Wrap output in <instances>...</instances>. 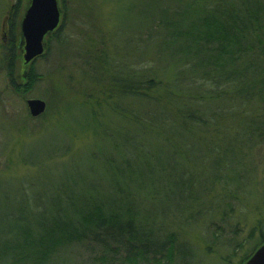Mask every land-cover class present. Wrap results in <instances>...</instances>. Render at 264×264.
Segmentation results:
<instances>
[{
	"label": "rangeland",
	"instance_id": "obj_1",
	"mask_svg": "<svg viewBox=\"0 0 264 264\" xmlns=\"http://www.w3.org/2000/svg\"><path fill=\"white\" fill-rule=\"evenodd\" d=\"M192 2L205 4L58 0L60 24L46 37L44 54L26 65L21 24L31 0H0V246L15 237L19 204L64 202L63 185L70 190L73 180L81 187L102 189L119 182L141 191L143 203L136 210H146L141 218L145 225L162 227L161 241L174 233L191 248L190 264L241 263L257 241L247 239L249 231L260 222L264 225V140L247 148L256 140L248 139L255 106L245 110L235 105L231 116L222 113L201 128L182 122L176 107L164 101L109 96L112 92L106 89L115 71L125 80L133 70L174 75L184 70L189 75L177 58L167 56L155 24L152 39L149 28L150 15L163 6ZM13 38L19 44L14 69L5 59L15 47ZM103 50L108 52L106 68L98 61ZM27 99L46 101L47 110L33 117ZM220 175L244 176L245 184L228 179L211 186ZM183 180H191L192 195L200 197L189 208L195 221L183 218L185 214L178 217L177 206L188 199L181 192ZM212 223L218 230L210 228ZM71 249L74 256L64 253L56 262L103 264L98 260L102 249L96 245ZM0 264H8V259L0 256Z\"/></svg>",
	"mask_w": 264,
	"mask_h": 264
},
{
	"label": "trees",
	"instance_id": "obj_2",
	"mask_svg": "<svg viewBox=\"0 0 264 264\" xmlns=\"http://www.w3.org/2000/svg\"><path fill=\"white\" fill-rule=\"evenodd\" d=\"M204 2V6H196L194 2L181 7L165 5L150 15L149 36L155 24L156 38L164 39L167 56L177 58L189 75L184 70L180 75L164 70H133L130 79L125 80L115 71L106 89L112 92L109 96L114 93L115 97L164 101L176 107V117L182 122H192L201 128L222 113L231 116L235 105L245 106V110L253 105L248 139L256 140L247 144L251 149L264 140V111L260 113L264 107V0ZM14 29L12 24L13 32ZM16 42L5 58L13 69L19 59ZM102 53L98 61L106 68L108 52ZM32 75L33 72L31 78ZM92 99L105 106L104 100ZM123 158L130 166V159ZM234 167L231 161L230 168ZM228 179L245 184L244 176L220 175L211 186ZM73 184L70 190L68 185H63L67 191L64 202L44 205L28 201L17 206L19 225L14 228L15 237L0 246V256H5L8 264H58V256L64 253L74 256L71 247L89 245L102 249L98 260L103 264H190L191 258L193 261L191 248L184 247L176 234L167 233L161 241L162 227L154 228L141 221L146 210L143 213L136 210L143 200L141 191L135 187L118 182L111 186H119L113 191L109 190L111 187L102 189L93 184L81 187L77 180ZM180 187L188 199L177 206L178 217L185 214L183 218L195 221L196 214L189 208L197 205L200 197L193 196L191 180L189 183L183 180ZM214 226L212 223L210 228L218 230ZM263 229L260 222L249 231L247 239L257 241L240 264L264 243ZM257 232L259 237L255 239Z\"/></svg>",
	"mask_w": 264,
	"mask_h": 264
},
{
	"label": "water",
	"instance_id": "obj_3",
	"mask_svg": "<svg viewBox=\"0 0 264 264\" xmlns=\"http://www.w3.org/2000/svg\"><path fill=\"white\" fill-rule=\"evenodd\" d=\"M61 9L58 0H31L21 24L25 40L24 60L30 64L46 50V37L59 26ZM28 107L33 117L41 116L47 109L46 101L29 99ZM244 264H264V243Z\"/></svg>",
	"mask_w": 264,
	"mask_h": 264
},
{
	"label": "flooded vegetation",
	"instance_id": "obj_4",
	"mask_svg": "<svg viewBox=\"0 0 264 264\" xmlns=\"http://www.w3.org/2000/svg\"><path fill=\"white\" fill-rule=\"evenodd\" d=\"M21 39H22V42H21V43H23L24 38L21 37ZM24 47H25V45H24ZM30 64H31V63H30ZM26 65H29V64H26ZM11 75H12V74H11ZM27 77H28L27 74H25L24 79H27ZM11 81H12V80H11ZM30 82H31V81H30ZM34 82H35V80L33 81V83H34ZM33 83H30V85H29V86H30V89L32 88ZM26 84H27V83H26ZM27 102H28V99H27ZM27 104H28V103H27ZM28 108H29V107H28ZM46 110H47V109H46Z\"/></svg>",
	"mask_w": 264,
	"mask_h": 264
}]
</instances>
